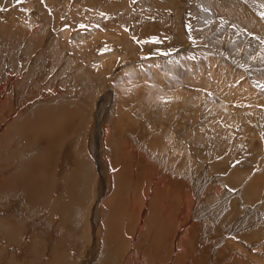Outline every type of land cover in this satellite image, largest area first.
I'll return each instance as SVG.
<instances>
[{"label": "rangeland", "instance_id": "rangeland-1", "mask_svg": "<svg viewBox=\"0 0 264 264\" xmlns=\"http://www.w3.org/2000/svg\"><path fill=\"white\" fill-rule=\"evenodd\" d=\"M49 1L50 0H31V1L30 0H0V33H1L0 35L5 34L6 32H9L11 30V28L13 30L14 24H18V23L20 24L21 14H22V17H24L22 19L25 20L26 22H29V23L32 19L31 16H33V15L35 18L41 17L42 19H44V18L47 19L48 23L45 26H44V24H40V23H36V25H35V27L40 26L41 29L36 28V34L41 35V36L44 34L43 35L44 43L45 42L49 43L48 41H51V39H53L55 37V34H56L55 29L56 30L57 29L62 30L63 32H64V30H66V32L68 33L67 37L69 36L67 39V43L70 44V42H72L74 45L71 44L73 46H71L70 49L73 48L75 51L74 52L73 49H72V51L68 49L70 53L67 51V54H68L67 56L74 53V57L76 56L75 58H78L77 61H79V62H77V61L74 62L73 67H75V68H73L71 71H68L70 73H66V72L62 71V73L57 77V81L55 82L58 84V86H60L62 83L65 82V80H63V79H65V77L71 75L72 72L76 71L79 68L80 62H81L80 65H82V64L88 65V66L83 65L84 69L85 68H87L89 70H91L90 68L93 69V70H91L92 71L91 75L93 73L95 74L96 72H97V74H100L104 71V69L102 67L101 68L103 70H101V71L99 70V68L101 66L100 65L101 60L99 61L100 54H102L104 52H109L110 56L114 55V57H112L114 63L110 64L111 69H107L109 72L108 71L103 72V73H106V80H108V83L111 84V85L109 84V86H106V88L108 87V90L109 89L110 90L109 91L106 90L105 96L110 93L111 97H106V100L104 101V103L102 104V107H101V113H104V111H105L106 112L105 118L109 117V119L113 120V119L119 118V112H118L119 110H123L125 113L128 112L129 115H131L132 117L130 116L129 118H126L125 119L126 121L124 120V124L125 125L128 124V125L132 126L131 124H133V123H129L130 121L137 123V119H138V124L141 123L140 118H136L132 115V113H133L131 111L132 108L134 111L136 109V111L138 113L144 115L145 112H147V110L150 107H154L155 109L150 108V111L151 110L153 111V112L151 111L152 117L150 118V120L155 122L154 125L156 127V133L153 132V134L149 137H152L154 134H155L154 136L157 137L158 136L157 133L161 130V128H166V130L168 131L167 134L168 135L172 134L173 137H172L171 141L173 140L174 144L178 143L179 146L182 145V147H183L186 143V146L189 149L188 153L190 152V155L189 154L187 155V161L189 159V163H191V165L189 164V168H187V171L190 172V175H191L190 179H192V180L194 179L192 181V182H194V185H195L194 189L190 190L191 192L189 191L190 192L189 193L188 190L182 189V187H184V186L181 187L180 184H182L183 182H180V184H179V182H178L179 180H178L177 184L179 186L177 185L175 187V189H173L169 203H167L166 205H163L161 203H157L158 199L152 200L151 202H149L150 205L147 204L148 208H147L146 214H145V216L143 215L145 217V220L148 222V223L146 222L147 223L146 227H148L147 225L152 221V218H156L155 213L159 214V216H158L159 218L161 216V218L159 219L161 222L164 219H166L168 216H170V213H172L173 215L176 216V221L172 218V224L170 225L172 233H174V226H175L176 222L178 221L180 223H179V226L176 225V227L182 228L181 234L185 228L187 230L191 228V230H189V232H190L189 237H192L194 240L195 239L197 240L196 237H198V238H201V237H208L209 238V237H211L209 240L212 241V239L220 237L219 239H221V240L218 239V241L215 242L214 247H215V249L217 248V250L214 253L218 254L220 252L219 253V255H220L223 252H225L226 249L228 250V252L230 251L229 249H231L232 251L234 250L233 254L237 255V257H234V255H232V257H230V259H235L236 261L233 260L234 262L230 261L227 264H234L235 262L237 263L238 259H239V261L241 260L242 262L240 261L241 263L239 262L237 264H243V263L258 264L257 262L256 263L253 262L255 260L260 262V264H264V247L262 248V251L260 252V255H259V254L255 253L254 251H252L253 249H249V248L245 247V245H244V243H246V241L244 240L246 237H260L261 234H264V214H263L264 213V159H261L262 157H264L263 156L264 155V81H263L264 80V78H263L264 77V67H263L264 65L262 66V64H264L263 63L264 59H263V61H261V59L263 57H260V55H262V53H264V0H258L259 2L257 0H230V2L228 0H223V1L222 0L221 1L220 0H211V1L207 0L210 3V8H206L208 11H206L205 8H202L200 11L199 7L197 6L203 0H57L56 4L54 3L55 2L54 0H51L52 2L51 1L49 2ZM29 2H32L31 4L33 6L32 7L29 6V8H28L27 6L29 5ZM41 2H43V3L41 4ZM232 2H233V4H231ZM257 2H258V4H257ZM24 4L26 6H24ZM190 6H192L194 9H196L197 13L191 11ZM178 7L180 8V12H179ZM228 7H229V9H228ZM202 10H204L205 12H203ZM216 10H218V11H216ZM37 11H39V12H37ZM50 14H51V16H50ZM203 16H205V17H203ZM59 17H60L61 21L60 20L56 21L57 19H59ZM221 17H224V18H221ZM52 19L54 20V22ZM14 20H17V21H14ZM49 20H51V21H49ZM236 22L237 23L239 22V23L237 24ZM242 22H244V23H242ZM12 23H14V24H12ZM253 24H254V27H253ZM47 25H48V27H47ZM208 25H211V26L208 28ZM53 26H55V27H53ZM249 28H250L252 33L249 31ZM52 29H54V30H52ZM45 30H46V33H44ZM213 30H215V31H213ZM240 30H242L243 32ZM252 30H254V31H252ZM192 31L196 32V34H197L196 38H192ZM257 31L259 32V34ZM224 32H226V33H224ZM238 32L239 33L242 32V34L240 33V35H239ZM254 32L256 35L253 34ZM243 38H247V39H243ZM248 38H249V42H251L249 44L247 41ZM224 39H225V42H224ZM1 40L3 41L4 39L2 38ZM70 40H72V41H70ZM221 40H223V41L221 42ZM211 43L214 46H212ZM221 43H222V45H221ZM177 44H179L180 46ZM183 44L185 47H183ZM226 44L229 47H232V51H230L229 47H227ZM242 44H243V46H245V48H243ZM215 46H217L218 50ZM236 46L238 49L240 46L241 47L238 50L236 48ZM256 46L258 47V49L256 48ZM78 47H81V48H78ZM130 47H131V49H130ZM213 47H215V48H213ZM250 47L252 48V50L254 52L251 50ZM125 48H127V49H125ZM253 48L256 49V52ZM214 49H216V50H214ZM233 49H234V52H233ZM236 49L238 50V52L236 51ZM242 49H243V52H242ZM11 51H13V46H12V50H9L6 52V54L3 53V55H2V57L7 59L9 62L13 61V59L11 58V55H10ZM87 51L89 52L88 55H86ZM112 51H114V53ZM127 51L128 52L130 51L129 56H128V58L123 60L122 58L126 57L124 54ZM121 53H123V54H121ZM252 53L253 54L255 53V55L257 54V56H256L257 58L254 57L255 55L254 56L250 55ZM233 54H236V56ZM13 57H14V59L16 58L15 60L19 59V58H17L18 56L16 54ZM252 58H255L254 60H257V61H253ZM258 58H260V59H258ZM68 62L69 61L66 59V63H68ZM258 62H259V64H258ZM2 64H3L2 71L5 72L7 70L9 73L12 72L11 66L6 65V63H4V62ZM93 64L95 66L99 65L98 70L100 73L98 72V70L96 71L94 66L92 67ZM251 64L253 65V67ZM254 64L255 65L257 64V66H255ZM33 65L37 66V63L32 64V67H35ZM67 65L60 66V67L62 69L64 67H66ZM77 65H78V67H77ZM48 67H49V65H48ZM48 67H47L48 70L46 69L47 71H46V75L44 77L45 79L42 80L43 82L45 81L46 83L51 82L52 77H54L56 73L59 74V70H60V68L58 71L55 70V73L52 76L50 74L51 72L49 71ZM88 67H90V68H88ZM36 70H37V67H36L35 71ZM113 70H115V71H113ZM191 70H193V71H191ZM110 71H113V72H110ZM257 71L258 72L260 71V72L258 73ZM17 72L19 73V70L18 71L16 70L15 73H17ZM18 73L16 75V79H15L14 83L11 86L13 88H15L16 90H23L24 92H22L20 95V101L23 99H25V101H26L27 96L30 94V91H32V90L36 91V90L35 89H32V90L28 89V87H26V86H29V88L34 87V85L31 83L32 80L30 78H27L28 79L27 82H25V81L22 82V77ZM261 73H263V74H261ZM235 77H237V78H235ZM259 77H261V78H259ZM46 79H48V81H46ZM28 82L31 83V85H27ZM45 82L43 83L44 85L41 86V88H42L41 90L42 91L44 90L43 95L47 91V92H49V94H51L50 95V97H51L53 95V93L49 89L45 90V86L48 84V83L46 84ZM24 83H26V84H24ZM125 83H126V85H125ZM202 87H204V88H202ZM126 90H128V91H126ZM203 91H205V92H203ZM176 92H179V94ZM183 93H186V94H183ZM192 93L198 94L199 98L196 97L193 100L189 101V99H188V101H187V98L191 97V96H186V95H192V97L197 96V95H193ZM226 93L229 94L228 97H227L228 94H226ZM176 94H178V95H176ZM182 94H183V96L185 95L184 98H183ZM174 96L175 97L181 96L183 99L181 98V99L177 100V98H173ZM29 97H31V95H29ZM234 97L236 99H234ZM43 98H44V96H43ZM47 98H49V97H47ZM228 98L231 99V101H229ZM220 105H222L224 110L226 109L225 112H224V110L220 111V110H222V107H220ZM240 105L242 106L243 109L241 108ZM129 106H131L132 108H129ZM197 106H199V107H197ZM225 106H227V107H225ZM191 107H192V109H191ZM194 107H196V109ZM205 110H206V112H205ZM227 110H228V112L226 113ZM192 111H194V112H192ZM217 111H218V115L216 113ZM219 112H224V113L221 114L222 115L221 116ZM249 113L250 114L252 113V115H250ZM260 113L263 114V115L261 114L263 116L262 117L263 120L259 119L261 117ZM223 116H224V118H223ZM228 116H229V118H228ZM258 116H260V117H258ZM217 117H218V119H217ZM220 118H221V120H220ZM226 118H228V119H226ZM250 118H252V119H250ZM109 119H107V120H109ZM256 119H257V121H256ZM218 120H220V121H218ZM258 122L260 124L262 123V127H260L261 125ZM135 123H134V125H135ZM3 124L4 123H2V126H3ZM257 124H258V126H257ZM125 125L123 127H125ZM161 126H164V127H161ZM223 126H227L228 128L230 126L231 128L232 127L233 128L232 129L230 128L229 130L227 127H224L225 129L224 128L220 129ZM10 128L7 129V133L10 136H12V133L15 134V132H16L14 137L17 139V142L22 141V139L24 137L22 138L19 131L17 132V130L14 127H10ZM157 128H159V129H157ZM218 129H220V130H218ZM223 129L224 130L227 129V130L224 131ZM254 129H255V131H253ZM230 130H232V132H230ZM10 131H12V132H10ZM200 131H202V132L200 133ZM221 131H222V133H221ZM169 132H171V133H169ZM224 132H225V135L223 134ZM226 132H229V133H226ZM257 132H258V134H257ZM160 133L161 132H159V136H161ZM220 133H221V135H219ZM238 134H240L239 135L240 138L237 137ZM218 135L220 137L223 136L222 138L224 139V141L222 138L218 137ZM227 135H229V136L231 135V136L227 137ZM199 136H201V139L199 138ZM209 136H210V138H209ZM254 136H257V137H254ZM166 137H168V136L166 135ZM213 137H215V139ZM19 138L20 139L22 138V139L20 140ZM157 138H159V137H157ZM219 138L222 139V141H220ZM241 138L242 139L244 138V139L242 140ZM252 138L254 139L253 141H252ZM256 138L258 139V141H256V143H255V140H257ZM216 139L217 140L219 139V141L217 142ZM2 140L4 141L5 145L7 144L6 146L8 149V147H10V145H8V143L9 142L12 143L14 138L9 140V136H8L7 140H6L4 138V136H2V139H0V144H1L0 145V157L2 160V161H0V168L5 169V167H9V165H11V164L13 167L14 166L13 163H15L16 160H14V162H12L11 159L8 160L9 158H11V156L9 155V153H11V152L9 150L6 149V152H4V151H3L4 153L2 152V150H1V148L3 146ZM27 140L28 139L25 138V141L24 140L23 141L26 143ZM202 140H203V144L201 142ZM171 141H170V143H172ZM204 141H206V142H204ZM238 141L240 142V144L238 143ZM180 142H182V143H180ZM234 142H236V144H234ZM200 143H201V145H200ZM206 144H210V145L206 146ZM19 146H21V142L19 143ZM173 146H175V145H173ZM205 147H206V149H205ZM14 149H16V150H14L16 152V151H20L18 149H21V148H14ZM7 151H8V153H7ZM21 151H22V149H21ZM61 153H63V151ZM69 153L72 154L71 151ZM22 154H23V158L28 157L27 153L23 152ZM199 154H200V156H199ZM201 154H203V155H201ZM204 155H205V157H204ZM168 156H170L169 152H168ZM188 156H191V158H188ZM255 158L259 159V160H256ZM260 160H263V161H260ZM136 166H139V165H136ZM16 168H18V167H15L14 170ZM2 173H4V172H2ZM9 175L7 177H9ZM231 175H232V177H231L232 179L229 177ZM238 176H240V178L242 176V178H241L242 180L240 178H238ZM200 177H202L203 180L200 179V181H199L198 178H200ZM123 178H125V177L123 176ZM235 178L236 179L238 178V181ZM220 179L223 182H221ZM62 180H64V179L62 178ZM140 180H144L141 183L142 186L140 183H137L136 187H135L133 185L134 180H132L131 181L132 183L129 185L128 188H126L127 186L123 182L121 184V179L119 178V181L117 182V184L110 185L111 188L114 186L111 189V191L107 190L104 193L105 196L112 197L114 188L116 189V187H118V188H120L121 196L124 198V200H122V202H121V199L119 202L121 204L123 203L124 205L117 204L114 207L115 209H112L113 210L112 213H110V219H109V216L107 217V220L109 219L111 221V223L113 222L112 225L114 226L113 230L110 227H107V228H109L110 233L113 231L112 232L113 236L110 239L108 237H104L105 236L104 232L106 231L107 228H105V227L103 228V221H101L102 223L99 222L98 224H96V220H94V223H95V224L93 223L94 228L91 226L92 223L90 221L88 226L89 227L91 226L93 229L89 228L90 231L86 232V234H85L86 237H84V235H79V237H76V236L75 237H64L63 239L65 241L62 239L63 240L62 241L63 244H62V242L60 241L61 239L59 237L61 232H58L59 230L56 232L54 231V229L61 228L62 225H61V223H59V221H57L58 212L57 213L53 212L54 213L53 216L55 217L53 220H51V226L53 229L52 230L53 236L51 235L52 241L47 242V246L55 243L58 240V242L56 243L57 245H59V246L64 245L63 246L64 248L65 247L68 248V252H67L66 256L63 258V261L66 262L64 264H68V263L69 264H71V263L75 264V261L78 258L82 259L81 256H83V254L86 252V250L91 246V240L93 238V240H92V250L93 251H91V253H90V257L92 255L91 259L92 258L93 259H92V261L91 260L89 261V264H90V262H92V264H93V261H94L93 256H95V255H96L95 258H97V259H95L94 262H97L98 259L99 260L104 259L103 257L105 256L106 253L104 254L105 250H103V245H104L103 243H104V241L107 242L108 241L107 239H109L108 242H109V244L111 243L110 246L113 245V246H111V251H113V253L116 252L114 254L116 260H114L112 263L110 260L106 259V260H104L105 262H109L110 264H118V263H115V261L119 262L120 257H122V255H123L122 253H124V249L130 243H131V245L133 244L132 245L134 247L133 250L135 249L134 250V253H135L134 256L135 257L133 256V261H134L136 256H138L137 247H138V245H141L142 240H143V236L141 235V234H143L142 231L138 232L135 230L133 232V230L135 229V226H136L135 222H137L139 213L141 211V207H142L141 202H143L142 196L144 198V195H145V191H144V195H143V192L141 190L145 189V186L143 188V185H146V183H147L146 179H140ZM209 180L212 181V183ZM216 181L217 182L219 181L218 184ZM231 181H233L234 184ZM235 181H237V184H238L237 186L235 185V183H236ZM227 182L228 183L231 182L229 184L231 186H229ZM250 182L253 184V186H255V189L253 190V193H252L253 194L252 199L248 200V198H247L248 194L247 195L245 194L246 193L245 190L247 189L245 186L247 183L249 184ZM248 184H247V186H248ZM54 185H55V182H54ZM243 185L245 188L243 187ZM0 186L2 188L1 182H0ZM132 186H133V188H132ZM208 186H210V187H208ZM212 186H213V190L211 188ZM233 186L237 190L234 189L235 190L234 191ZM221 187H222V189H221ZM15 188L16 187H14V188L12 187V189H13L12 196L10 197L9 200H5L4 198H2L1 197L2 192H0V202H1L0 207L7 206V209H9L13 203V205H15L19 211V213L17 211L15 212L16 218L18 220L20 218V222L23 223V222H25V220H29V218L31 217L30 215H28L29 214L28 213L29 206L28 205L26 206V204L24 202H22L23 201V195H22V197H20L21 192L19 191L18 188H16V189ZM121 188H123L125 190H123ZM189 188H191V187H189ZM135 189H137V190L135 191ZM121 190H123V191H121ZM181 190L183 191V195H185V197H186V200H184V201L182 199H180L179 193ZM209 190L212 191V193ZM219 190H220V192H219ZM192 191H195V192H192ZM225 191H227V192H225ZM244 191H245V193H244ZM175 193H178V194H175ZM56 194H57L56 195L57 200L62 196L61 201H64V199L67 195V193H64L63 195L60 194V197H59V190L57 191ZM111 194H112V196H110ZM148 194L150 196L151 192ZM148 194L146 196H148ZM191 194H193V195H191ZM195 195H198V196H195ZM217 195H219V196H217ZM139 196H140V198H139ZM188 197H189V200H187ZM190 197H191V199H190ZM21 198H22V200H21ZM136 198H138V200ZM237 198H239L238 201H237ZM1 199H2V201H1ZM105 199L106 198H104L103 200H105ZM127 199H129V200H127ZM195 199H197L196 202H195ZM214 200H216V201H214ZM180 201L182 204L180 203ZM188 201H190V202H188ZM245 201H247V202H245ZM242 202H243V204H240ZM19 203L21 204V206L19 205ZM151 203H153V205ZM194 204H196V205H194ZM61 205H62L61 202H59V206H61ZM231 205H234V206H231ZM149 206H150V208H153V206H154V208L151 210L149 208ZM174 206H177V207H174ZM239 206H241V207H239ZM186 207L187 208L189 207V210L191 209L192 213H191V210L190 211H184V209H186ZM130 208H131V210L132 209L133 210L131 211ZM172 208H174V209H172ZM178 208L181 209L182 213H180V209H178ZM121 209H122V211H121ZM154 209H156V210L154 211ZM42 211H44V213H42ZM42 211L41 210L39 211V214H40L39 216L41 217V219H39L38 224L41 223V227L43 228V231H47V229L50 225V223L48 222L49 220L48 221L46 220L47 219L46 216H47L48 212L46 213L45 210H42ZM133 211H134V213H133ZM36 212H38V211H35V213ZM148 212H151V214H149ZM179 213H180V215L182 214V216H178ZM43 214H44V216L46 214L45 218H44ZM130 214H132V215L130 216ZM19 215H20V217H19ZM104 215L105 214L103 212H101L100 214L97 213V216H98L97 219H99L101 216L103 217ZM150 215H152V216H150ZM23 216H24V218H23ZM39 216H38V218H40ZM104 217H106V216H104ZM130 217H131V219H129ZM219 217H222L223 219L219 218ZM105 219L106 218H104V220ZM42 220L45 223L47 222V224L49 223V225L47 226V224H45ZM109 220H108V222H110ZM116 222H117V224H116ZM236 222H238L239 227L238 226L233 227L232 229L229 228L230 226H233ZM240 222H243V223L245 222V223L241 225ZM226 224H228V227L225 226ZM117 225L121 226V228H120V230H118V232H117V227H118ZM51 226H50V228H51ZM88 226H87V229H88ZM131 227H133V228L131 229ZM103 229H104V231H103ZM32 230H34V226H31L30 229L24 228L23 235H22V236H24V238L22 236H20V239L22 238L21 242L23 243L25 241L24 242L25 244L23 243L25 245V249H24L25 252H23L21 254H19V253L17 254V252L19 250L16 249V247L18 248L19 245L18 244L15 245V243L13 244V242H11V240L8 238L10 236L6 235L3 231L2 232L0 231V248H1L0 256L1 257L3 256L2 258L0 257V264H9L8 262L10 260V257H16L17 258V259L14 258L15 262L13 264H25V263L29 264L30 262L33 263V261L35 264H39L40 261H41L40 263H42V261H44V256L42 255V254H44L43 253L44 250L43 251L40 250L39 255L35 254L36 251L31 252L29 250V252L33 256L28 252V248H27L28 246H26L27 245L26 244V241H27L26 237H28L29 233H30L29 237H31V233L33 232ZM92 230H94V233H92ZM43 231L37 230L35 233L40 234V235H44ZM143 231L145 232V229ZM171 231H170V234H172ZM66 232H68V230ZM89 232H91V233L89 234ZM236 232H238V233H236ZM97 234L99 237H97ZM181 234L179 233L178 235H176V238L184 236V234H182V235ZM247 234H249V236ZM92 235H95L96 237L95 236L91 237ZM131 235L132 236L134 235L135 237H132V239L129 240V236L131 237ZM255 235H257V236H255ZM80 236H82V237L80 238ZM229 237H232L233 240H235V241H232V239H231L232 242L229 241L230 240ZM56 238H57V240H56ZM112 238L114 239V241ZM226 238H228V239H226ZM71 239H72V241H70ZM140 240H141V242H140ZM209 240L207 241V243L210 242ZM242 240H244V241H242ZM225 241L229 243L228 246L230 245V242H231V245L227 248H226L227 243L225 244ZM233 242H235V243H233ZM70 243L71 244L73 243V244L70 245ZM29 244H31V243L29 242ZM77 244H78V246H77ZM144 244H145V242H144ZM223 244H224L226 249L223 247ZM233 244H235V245H233ZM69 245H70V247H69ZM199 245L200 244L197 242V247ZM205 246L206 245H204L203 248L200 247L199 252L193 254L194 260H193L192 264H212V263L215 264V261L212 260L213 259L212 256H210L211 260L206 261V258H209V255H207L208 254L207 250H209V248H207V246L206 247ZM236 246L239 247L237 250H236ZM241 247L245 248L244 250L248 253V256H244V258H243L241 251H240V249H242ZM122 248H123V250H122ZM220 250H222V252ZM46 251H48V249ZM101 251H102V253H101ZM8 252H9V254H8ZM26 252H28L29 254ZM41 252H42V254H41ZM5 253H6V255H5ZM236 253H238V254H236ZM34 254H35V256H34ZM18 255H20V256H18ZM30 255L32 258L34 257L35 259L34 258L32 259L30 257ZM111 255H113V254L111 253ZM26 256H29V257H26ZM69 256H70V258L68 259ZM206 256H208V257H206ZM215 256H217V255H215ZM215 256H214V258H215ZM99 257H102V258H99ZM25 258H28L29 260L27 261ZM250 258H253V260ZM83 259L86 260L87 259L86 256H84ZM67 261H68V263H67ZM135 261H137V259ZM82 262L83 261H81V263ZM76 264H78V263L76 262Z\"/></svg>", "mask_w": 264, "mask_h": 264}, {"label": "bare ground", "instance_id": "bare-ground-1", "mask_svg": "<svg viewBox=\"0 0 264 264\" xmlns=\"http://www.w3.org/2000/svg\"><path fill=\"white\" fill-rule=\"evenodd\" d=\"M54 1H55L54 3L56 4L57 0H54ZM228 1L230 2V0H228ZM258 2H257V4H258ZM31 3L32 2H29V5L27 4L28 8H29V6L30 7L33 6ZM42 3L43 2H41V4ZM231 4H233V2ZM24 6H26V5L24 4ZM197 6L199 7V9L201 11L202 8H205V9L206 8H210V3L207 0H203ZM228 9H229V7H228ZM190 10L195 12V13H197V10L194 9L192 6H190ZM218 10H216V11H218ZM202 11L205 12L204 10H202ZM206 11H208V10L206 9ZM37 12H39V11H37ZM179 12H180V8H179ZM50 16H51V14H50ZM20 17H21L20 18V24L19 23L18 24L12 23V24H14L13 25V30L11 28L12 31L10 30L9 32H6L5 34L0 35V139H2V136H4V138L6 140H7L8 136H9V140L14 138L12 143H10V142L8 143V145H10V147H8V149H7V146H6L7 144L5 145L4 141L2 140V145L3 146L1 148V150H2V152L3 151L6 152V149L9 150L11 152V153H9L11 158H9L8 160L11 159L12 162H14V160H16L15 163H13L14 164L13 167H12V164L11 165L8 164L9 167H5V169L0 168V182L2 183V188L0 186V192H2V194H1L2 198H4L5 200H9L10 197L12 196V191H13L12 187L13 188L14 187L18 188L19 191L22 193V194L20 193V197H22V195H23V201L22 202H24L26 204V206L27 205L29 206V211H28L29 214L28 215L31 216L29 218V220H25L24 219L25 222L21 223L20 222V218H19V220L16 218L15 212L17 211L19 213V211H18L17 207L15 205H13V203H12V206H10L9 209H7V206L0 207V231L1 232L3 231L6 235L10 236L8 238L11 240V242H13V244L15 243V245L16 244L19 245L18 248L16 247V249L19 250L17 252V254L18 253L21 254V253L25 252V250H24L25 249V245H24L25 241L23 242L24 243L23 244L21 242L22 238L20 239V236L23 235L24 228H26V229L29 228L30 229L31 226H34V230H32L33 232L31 231L32 232L31 233V237H29L30 233H29L28 237H26V240H27L26 241V244H27L26 246H28L27 247L28 248V252H29V250L31 252L36 251L35 254L39 255L40 254V250L41 251L44 250V252H43L44 254H42V252H41V254L44 256V261H42V263H40L41 262L40 261L39 264H43V263L44 264H64V263H66V262L63 261V258L66 256V254L68 252V248L67 247L64 248L63 247L64 245L63 246L57 245L56 244L58 242L57 238H56L57 241L55 243L50 244V245L47 246V242H51L52 241L51 235H52V230L53 229H52V226H51V220H53L55 218L53 216L54 215L53 212H55V213L58 212V218L57 217L56 218H57V221H59V223H61V225H62L61 228L54 229L55 232L58 231V230H59L58 232H61L60 236H59L60 239H61L60 240L61 242L64 240L63 239L64 237H75V236L79 237V235H84V237H86L85 234H86V232L90 231L89 228L90 229L94 228L93 227V225L95 224L94 220H96V224H98L99 222L103 221V228L104 227L105 228L110 227L113 230L114 229V226L112 225L113 222L111 223V221L109 220L110 219V213H112V211H113L112 209H115L114 207L117 204H121V203H119L120 199H121V202H122V200H124V198L121 196L120 188H118L116 186H115L116 189L114 188V191H113V196H112V194L110 195L112 197H109V196L107 197V196L104 195V193L107 190L111 191V189L114 186L111 188L110 185L117 184V182L119 181V178H120L121 179V184L123 182L127 186L126 188L129 187V185L132 183L131 182L132 180H134L133 185L135 187H136L137 183L141 184L142 181H144V180H140V179H146L147 183H146V185H143V188L145 186V189L141 190L143 192V195H144V191H145V195H144V198L142 196L143 202H141L142 203L141 211L139 213V216L137 215L138 219H137V222H135L136 226H135V229L133 230V232L136 230L138 232L142 231V233H143V234H141L143 236L142 243H141V245H138V247H137L138 256H136V258H135V260L137 259V261H135V260L133 261V256L135 255V253H134L135 249L133 250V248H134L132 246L133 244L131 245V243H130L124 249V253H122L123 254L122 257H120V259L117 257L119 259V262L115 261V263H118V264H134V263L135 264L136 263L137 264H164V263L165 264H192V262L194 260L193 254L194 253H198L200 247L203 248L204 245H206L207 248H209V250H207V252H208L207 255H209V258H206V261L211 260L210 256H212V258H213L212 260L215 261V264H227L230 261L234 262L233 260H235V259H230V257H232V255H234V257H237V255L233 254L234 250L232 251L231 249H229L230 251L228 252V250L226 249L227 247H229L231 245L232 241H235V240H233L232 237H229V239H230L229 241H231V239H232V241L230 242L229 246H228L229 243L225 241V244L227 243L226 244V248H225L224 244H223V247L227 251L225 250V252H223L220 255H219V253H220L219 251H218L219 252L218 254L214 253L217 250V248L215 249V247H214L215 242L218 241V239L220 237L212 239V241L209 240L211 237H209V238L208 237H201V238L196 237L197 240L196 239L194 240L192 237H189L190 236L189 230H191V228L188 229V230L185 228L184 231L182 232V234H184V236L176 238V235H178L179 233L181 234L182 228L181 227L180 228L176 227V225L179 226V223H180V222L177 221L175 226H174V233H172L170 225L172 224V218L176 221V216L173 215L170 212H169L170 216H168L166 219L163 218L164 220L162 222L159 220L161 218V216L159 218L158 217L159 214L155 213L156 218H152V221L147 225L148 227H146V224L148 222L145 220L144 216L146 214V211H147V208H148L147 204H149V202H151L152 200H157L158 199L159 202L157 201V203H161L163 205H166L167 203H169L170 199H171L170 197L172 195L173 189H175V187L178 185L177 184L178 180H179L178 181L179 184H180V182H183L182 184H180L181 187L184 186V187H182V189L188 190V192L190 190L194 189L195 185H194V182H192L194 179L193 180L190 179V176H191L190 172L187 171V168H189V164L191 165V163H189V159L187 161V155L188 154L190 155V152L188 153L189 149L186 146V143H185V145L183 147H182V145L179 146L178 143L174 144L173 143L174 141L173 140L171 141L173 136H172V134L171 135L167 134L168 131L166 130V128H161V130L159 131V132H161L160 133L161 136H159V132L157 133L158 134L157 137H159V138L154 136L155 134L152 137H149V136H151L153 134V132L156 133V127L154 125L155 122L150 120V118L152 117L151 113L153 112L152 110H151L152 112L150 111V108L152 109L154 107H150V108L148 107L149 109L143 115V114L138 113L136 111V109L134 111L133 108L131 106H129V108H132V110H131L133 112L132 115L134 117H136V118H140L141 119V123L140 124H138V119H137V123H135L133 121H130V122L128 121L129 123H133V124H131L132 126L128 125L127 124L128 122L126 123L127 125L124 124V120L131 116V115H129L128 112L125 113L123 110H119L118 111L119 112V118L113 119V120L109 119V117L105 118V116H106V112L105 111H104V113H101V107H102V104L104 103V101L106 100V97H111L109 92H108L109 94H107L105 96V92H106V90H108V87L106 88V86H109L110 83H108V80H106V73H103V72L108 71L107 69H111L110 64L114 63V61L112 59V57H114V55L110 56L109 52H104V53L100 54V56H99V61L101 60L100 68L102 67L104 69V71L102 72L103 74L99 72V70L101 71L103 69L99 68V70H98V66L99 65L96 64L97 66H95L93 64L92 67L94 66L96 71L98 70V72L100 74H97V72H96L95 74L93 73L94 75L93 74L91 75V72H92L91 70H93V69L90 68V67H88V68H90L91 70H89L87 68L84 69L83 65L84 66H88V65L87 64L80 65L81 64V62H80L79 68L76 71L72 72L71 75L67 76L68 75L67 74L66 75L67 77H65V79H63V80H65V82L62 83L60 86H58V84L55 83L57 81V77L62 73V71L66 72V73H70L68 71H71L73 68H75V67H73L74 66V62H76L78 60V58H75L76 56L74 57V53L70 54L69 56H67L68 55L67 51L68 52H69V50L72 51L73 48L72 49H70V48H71V46L74 45L72 42H70V44L67 43V39L69 37V36L67 37L68 33L66 32V30H64V32H63L62 30H58V29L56 30L55 29V31H56L55 37L53 36L54 37L53 39L50 38L51 41H48L49 43H47V42L44 43V37H43L44 34L42 33L43 34L42 36L36 34V28L37 29H41V28H40V26L35 27V25H36V23H40V24H44V26H45L48 23L47 19L46 18L42 19L41 17L40 18H35L34 15H33V16H31L32 19H31V21L29 23V22H26L25 20L22 19V18H24V17H22V14H21ZM203 17H205V16H203ZM221 18H224V17H221ZM59 20L61 21L60 17L56 21H59ZM14 21H17V20H14ZM49 21H51V20H49ZM53 22H54V20H53ZM242 23H244V22H242ZM211 25H208V28ZM47 27H48V25H47ZM53 27H55V26H53ZM253 27H254V24H253ZM52 30H54V29H52ZM254 30H252V31H254ZM213 31H215V30H213ZM240 31H242V30H240ZM249 31L251 32L250 28H249ZM242 32H240V33L242 34ZM44 33H46V30H45ZM224 33H226V32H224ZM240 33H239V35H240ZM253 34H255V32ZM258 34H259V32H258ZM196 35H197L196 32L192 31V38H196ZM2 38L4 39L3 41L1 40ZM243 39H247V38H243ZM70 41H72V40H70ZM222 41L223 40H221V42ZM247 41H248V44L251 43V42H249V38H248ZM224 42H225V39H224ZM71 44H73V45H71ZM184 44H183V47H185ZM177 45H179V44H177ZM211 45H212V43H211ZM221 45H222V43H221ZM12 46H13V51H11L10 55H11V58L13 59V61L9 62L7 59L3 58L2 55H3V53L6 54L7 51L12 50ZM212 46H214V45H212ZM242 46H243V44H242ZM215 47L217 48V46H215ZM215 47H213V48H215ZM227 47H229V46L227 45ZM240 47H239V49H240ZM78 48H81V47H78ZM127 48H125V49H127ZM236 48H237V46H236ZM243 48H245V46H243ZM256 48L258 49L257 46H256ZM130 49H131V47H130ZM229 49H230V51H232V47H229ZM237 49H236V51L238 52L239 49L238 50ZM214 50H216V49H214ZM217 50H218V48H217ZM251 50H252V48H251ZM254 50L256 52V49H254ZM73 51H74V49H73ZM112 52L114 53V51H112ZM233 52H234V49H233ZM242 52H243V49H242ZM129 53H130V51L129 52L127 51L124 54L126 57L122 58V59L125 60L126 58H128ZM15 54L18 56L17 57V58H19L18 60H15L16 58L14 59L13 56ZM88 54H89V52L87 51L86 55H88ZM121 54H123V53H121ZM233 55L236 56V54H233ZM250 55L254 56L255 53L254 54L252 53ZM256 56H257V54L254 57H256ZM260 57H263L261 59V61H263L264 53H262V55H260ZM66 59L69 61L68 63H66ZM252 59H253V61H257V60H254L255 58H252ZM258 59H260V58H258ZM3 62L6 63V65L11 66V71H12L11 73H9L7 70L5 72L2 71V68H3V64L2 63ZM77 62H79V61H77ZM36 63H37V66L33 65L35 67H32V64H36ZM263 63H264V61H263ZM258 64H259V62H258ZM48 65H49V67H48ZM65 65H67V66L61 69L60 66H65ZM263 65L264 64H262V66ZM255 66H257V64ZM36 67H37V70L35 71ZM47 67L49 68V71L51 72L50 74L52 76L54 75L55 70L58 71L59 68H60L59 74L56 73L55 76L52 77V81L51 82H49V83L47 82L48 83L47 84L44 81L47 84L45 86V90L49 89L53 93V95L51 97H50L51 94H49V92L46 91L44 93V95H43L44 90L43 91L41 90L42 89L41 86L44 85L43 84L44 82L42 80L45 79L44 77L46 75V71L48 70ZM77 67H78V65H77ZM252 67H253V65H252ZM16 70L17 71L19 70V73L18 72L17 73L21 75L22 82H24V81L27 82V80H28L27 78H30L32 80L31 83L34 85V87L33 88H29V86H26V87H28V89H30V90H32V89L36 90V91H34V90L30 91L29 95H31V97H29V95H28L26 101H25V99L20 101V95L24 91L23 90H16L15 88H13L11 86L14 83L15 79H16V75H17V73H15ZM113 71H115V70H113ZM113 71H110V72H113ZM191 71H193V70H191ZM261 74H263V73H261ZM235 78H237V77H235ZM259 78H261V77H259ZM46 81H48V79H46ZM31 83L28 82L27 85H31ZM24 84H26V83H24ZM125 85H126V83H125ZM202 88H204V87H202ZM126 91H128V90H126ZM203 92H205V91H203ZM176 93L179 94V92H176ZM186 93H183V94H186ZM178 94H176V95H178ZM183 94H182V96H183ZM226 94H228V93H226ZM193 95H197V96L192 97V95H186V96H191V97L187 98V101H188V99L190 101V100H193L196 97H198V94H193ZM43 96H44V98H43ZM184 96H183V98H184ZM228 96H229V94L227 95V97ZM47 97H49V98H47ZM173 98H177V100H178V99H181L182 97L181 96H178V97L174 96ZM234 99H236V98L234 97ZM229 101H231V99H229ZM197 107H199V106H197ZM220 107H222V105H220ZM225 107H227V106H225ZM194 108L196 109V107H194ZM241 108H242V106H241ZM191 109H192V107H191ZM223 110L224 109L222 107V110H220V111H223ZM225 110H224V112H225ZM192 112H194V111H192ZM205 112H206V110H205ZM224 112H219V113L221 115ZM227 112H228V110L226 111V113ZM216 113L218 115V111ZM252 113L251 114L249 113V114L252 115ZM261 114L262 113H260L261 117L260 116H258V117H260L259 119L263 120L262 119V117H263L262 115L263 114L262 115ZM224 116H223V118H224ZM228 118H229V116H228ZM228 118H226V119H228ZM107 119H109V120H107ZM217 119H218V117H217ZM250 119H252V118H250ZM220 120H221V118H220ZM220 120H218V121H220ZM256 121H257V119H256ZM1 122L4 123L3 126H2ZM134 123H135V125H134ZM124 125H125V127H123ZM260 125H261L260 127H262V123ZM257 126H258V124H257ZM10 127H14L17 130V132L19 131V133L22 136V138L24 137L23 139L21 138L22 141L23 140L25 141V138L28 139L26 141V143L24 141L23 142L20 141L21 142V146H19L20 142H17V139L14 137L16 132H15V134L12 133V136H10L7 133V129L10 128ZM161 127H164V126H161ZM224 127H227V126H223L220 129H222ZM230 128L231 127L229 126L228 130ZM157 129H159V128H157ZM220 129H218V130H220ZM226 130H224V131H226ZM12 131H10V132H12ZM222 131H221V133H222ZM253 131H255V129ZM201 132L202 131H200V133ZM230 132H232V130H230ZM169 133H171V132H169ZM221 133L219 135H221ZM226 133H229V132H226ZM223 134L225 135V132ZM257 134H258V132H257ZM166 135L168 137H166ZM219 135H218V137H220ZM239 135L240 134H238V136L237 135L236 136L239 137ZM230 136L227 135V137H230ZM222 137H220V138H222ZM254 137H257V136H254ZM199 138L201 139V136H199ZM209 138H210V136H209ZM213 138L215 139V137H213ZM253 138H252V141L255 139V138L254 139ZM219 139L218 140L216 139L217 142L219 141ZM222 139H220V141H222ZM170 141L172 143H170ZM223 141H224V139H223ZM256 141H258V139L255 140V143H256ZM201 142L203 144V140ZM204 142H206V141H204ZM180 143H182V142H180ZM238 143L240 144L239 141H238ZM234 144H236V142H234ZM173 145H175V146H173ZM200 145H201V143H200ZM209 145L210 144H206V146H209ZM13 147L14 148H21L23 152L28 154V157L27 158L26 157L23 158V154H22L23 152L21 151V149H18V150H20L22 153L20 151H16L15 152L14 150H16V149H14ZM205 149H206V147H205ZM62 151H63V153H61ZM70 151H71L72 154L69 153ZM168 152H169L170 156H168ZM7 153H8V151H7ZM201 155H203V154H201ZM199 156H200V154H199ZM204 157H205V155H204ZM188 158H191V156H188ZM259 159H256V160H259ZM261 159H264V157H262ZM0 161H2L1 157H0ZM260 161H263V160H260ZM136 165H139V166H136ZM15 167H18V168H16L14 170ZM2 172H4V173H2ZM8 175H9V177H7ZM123 176L125 178H123ZM229 177L231 178L232 175L229 176ZM62 178L64 180H62ZM238 178H240V176H238ZM238 178L237 179L235 178V179L238 181ZM241 178H242V176H241ZM198 179H199V181H200V179L203 180L202 177H200ZM221 179H220V181L223 182ZM233 181H231V182L233 183ZM237 181H235L236 182L235 183L236 186L238 185ZM54 182H55V185H54ZM210 182L212 183V181H210ZM218 182H217V184H218ZM231 182H229V183L227 182L228 185ZM247 184L245 186L247 188L245 190L246 193H245V191H244V193L246 195L248 194L247 198H248V200H251L252 197H253L252 193H253V190L255 189V186H253V184L251 182L248 184V186H247ZM141 186H142V184H141ZM229 186H231V185H229ZM189 187H191L192 189L189 188ZM208 187H210V186H208ZM243 187H244V185H243ZM132 188H133V186H132ZM211 188L213 190V186ZM121 189H123V188H121ZM221 189H222V187H221ZM234 189H236V188L234 187L233 190ZM58 190H59V197H60V194L63 195L64 193H67V195L65 194L66 197H65L64 201H61L62 196L57 200V198H56L57 194L56 193H57ZM123 190H125V189H123ZM123 190H121V191H123ZM136 190L137 189H135V191ZM150 192H151V195L149 196L148 193H150ZM192 192H195V191H192ZM210 192L212 193V191H210ZM219 192H220V190H219ZM225 192H227V191H225ZM147 194H148V196H146ZM175 194H178V193H175ZM179 194H180V199H182L183 201L186 200V197H185V195H183V191L182 190L180 191ZM191 195H193V194H191ZM195 196H198V195H195ZM217 196H219V195H217ZM104 198H106V199L103 200ZM139 198H140V196H139ZM136 199L138 200V198H136ZM190 199H191V197H190ZM238 199L239 198H237V201H238ZM21 200H22V198H21ZM127 200H129V199H127ZM187 200H189V197H188ZM1 201H2V199H1ZM190 201H188V202H190ZM196 201H197V199H195V202ZM214 201H216V200H214ZM59 202H61V204H62L61 206H59ZM245 202H247V201H245ZM180 203H181V201H180ZM151 204L153 205V203H151ZM240 204H243V202L240 203ZM19 205L21 206L20 203H19ZM121 205H124V204L122 203ZM194 205H196V204H194ZM231 206H234V205H231ZM174 207H177V206H174ZM239 207H241V206H239ZM149 208H150V206H149ZM153 208H154V206H153ZM153 208H150V209L152 210ZM172 209H174V208H172ZM178 209H180V208H178ZM40 210L41 211L45 210L46 213L48 212L47 216H46V214H45V216L47 217L46 220L47 221L49 220L48 222L50 223V225H49V223L47 224V222L45 223L42 220L45 224H47V226L49 225L48 229L46 228L47 231H43V228L41 227V223L38 224L39 219H41V217L39 216L40 215L39 214ZM130 210H131V208H130ZM155 210L156 209H154V211ZM190 210H189V207L188 208L186 207V209H184V211H190ZM35 211H38V212L35 213ZM100 211L103 212L105 214L104 216H106V217H104V216L102 217L101 216L99 219H97V217H98L97 213L100 214L101 213ZM121 211H122V209H121ZM42 213H44V211H42ZM133 213H134V211H133ZM148 213L151 214V212H148ZM180 213H182L181 209H180ZM180 213L178 214V216H182V214L180 215ZM191 213H192V210H191ZM131 215L132 214H130V216ZM38 216L40 218H38ZM43 216H44V214H43ZM45 216H44V218H45ZM108 216H109L108 220L110 222H108V220H107ZM150 216H152V215H150ZM19 217H20V215H19ZM23 218H24V216H23ZM104 218H106V219L104 220ZM219 218H222V217H219ZM129 219H131V217ZM90 221L92 223L91 226L93 228L91 226L90 227L88 226ZM238 222H236L233 226H230L229 228L232 229L233 227H237L238 226ZM240 223L242 225L245 222L244 223L240 222ZM116 224H117V222H116ZM50 226H51V228H50ZM87 226H88V229H87ZM117 226H118L117 227V232H118V230H120L121 226H119V225H117ZM225 226L228 227V224H226ZM132 228L133 227H131V229ZM144 229H145V232L143 231ZM37 230L43 231L44 235L36 234L35 232ZM67 230H68V232H66ZM103 231H104V229H103ZM170 231H171V233L173 235L170 234ZM112 232L110 233L109 228H107L106 231L104 232L105 233L104 237H108L110 239L113 236ZM90 233L91 232H89V234ZM92 233H94V230H92ZM236 233H238V232H236ZM98 234H97V237H99ZM95 235H92L91 237H94ZM134 235L133 236L131 235V237L129 236V240H131L132 237H135ZM247 235L249 236V234H247ZM255 236H257V235H255ZM22 237L24 238V236H22ZM81 237L82 236H80V238ZM109 239H107V240L109 241ZM226 239H228V238H226ZM92 240H93V238H92ZM92 240H91V246L89 245L90 247L86 250V252L83 254V256H81L82 259L78 258L75 261V264H76V262L78 264H80L81 261H83L81 264H89V261L90 260L92 261V259H93V258L91 259L92 255L90 257V253H91V251H93L92 250ZM208 240L210 242L207 243ZM219 240H221V239H219ZM244 240L246 241V243H244L245 247H247L249 249H253L252 251H254L255 253L260 255V252L262 251V248L264 247V234H261L260 237H246ZM244 240H242V241H244ZM70 241H72V239ZM108 241L107 242L104 241V243H103L104 244L103 245V250H105L104 254L106 253L104 257L102 256L104 259L103 260L102 259L101 260L98 259L97 262H94L95 259H97V258H95L96 255L93 253L95 255V256H93L94 257L93 264H106V263L110 264L109 262H105L104 260H106V259L110 260L112 263H113L114 260H116V258L114 256V254L116 252L113 253V251H111V246H113V245L110 246L111 243L109 244ZM113 241H114V239H113ZM29 242L31 244H29ZM140 242H141V240H140ZM144 242H145V244H144ZM197 242L200 244L198 247H197ZM233 243H235V242H233ZM62 244H63V242H62ZM72 244L70 243V245H72ZM70 245H69V247H70ZM233 245H235V244H233ZM77 246H78V244H77ZM238 248L239 247L236 246V250ZM47 249H48V251H46ZM244 249L245 248L240 249L243 258H244V256H248V253ZM0 250H1V248H0ZM122 250H123V248H122ZM220 251L222 252V250H220ZM28 252H26V253H28ZM101 253H102V251H101ZM111 253L113 255H111ZM8 254H9V252H8ZM35 254H34V256H35ZM236 254H238V253H236ZM5 255H6V253H5ZM31 255H30V257H31ZM215 255H217V256H215ZM18 256H20V255H18ZM84 256H86V258H87L86 260L83 259ZM214 256H215V258H214ZM26 257H29V256H26ZM102 257H99V258H102ZM206 257H208V256H206ZM14 258H16V257H10V260H9L8 263L9 264H13L15 262ZM69 258H70V256L68 257V259ZM25 259L27 261L29 260L28 258H25ZM250 259L253 260V258H250ZM68 261H67V263H68ZM240 261L238 259L237 263H239ZM253 262L254 263L257 262L258 264H260V262H258L256 260L253 261ZM33 263H34V261H33ZM33 263H31V264H33ZM25 264H27V263H25ZM90 264H92V262H90ZM243 264H246V263H243Z\"/></svg>", "mask_w": 264, "mask_h": 264}]
</instances>
